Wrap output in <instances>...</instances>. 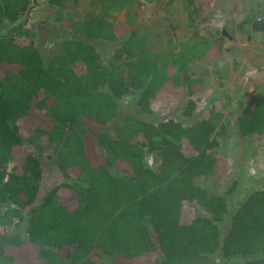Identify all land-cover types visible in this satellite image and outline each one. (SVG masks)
<instances>
[{
  "label": "trees",
  "instance_id": "1",
  "mask_svg": "<svg viewBox=\"0 0 264 264\" xmlns=\"http://www.w3.org/2000/svg\"><path fill=\"white\" fill-rule=\"evenodd\" d=\"M82 1L91 7L83 18L60 14ZM134 1L44 0L70 33L51 55L39 50L32 26L20 28L26 38L0 39V264H264V185L229 211L232 187L210 192L194 181L226 169L213 153L220 114L190 119L206 69L188 74L190 62L219 54L222 36L168 39L153 51L132 25ZM35 6L0 0V27ZM115 13L125 21L111 25ZM252 18L240 27L249 30ZM102 39L117 42L108 60ZM129 94L137 111L120 110ZM174 106L179 116L136 113ZM233 127L239 138H264L256 87ZM35 136L53 146L65 179L37 203L42 166L27 145ZM153 152L154 168L144 160Z\"/></svg>",
  "mask_w": 264,
  "mask_h": 264
},
{
  "label": "rangeland",
  "instance_id": "2",
  "mask_svg": "<svg viewBox=\"0 0 264 264\" xmlns=\"http://www.w3.org/2000/svg\"><path fill=\"white\" fill-rule=\"evenodd\" d=\"M183 1L135 0L128 14L134 17L133 27L149 36L147 46L153 51L163 50L168 39L178 42L189 35L208 39L222 36L218 55L189 63L190 76H198L206 69L202 74V84L192 95L197 98L198 106L190 119L204 117L210 111L214 115L220 114L212 118L218 131L213 153L226 162V169L200 176L194 181L210 192H222L232 187L227 194L230 211L249 191L264 185V138L259 135L239 138L233 127L235 114L249 90L256 87L257 92L264 93V33L243 30L239 24L243 17L250 16L252 20L257 17L264 8V0H192L187 9ZM187 10L191 13V25L187 24ZM90 11L88 3L82 1L77 6L68 3L59 12L62 16L68 12L73 19H81ZM124 21V14L115 13L110 24ZM29 26L35 30L34 41L39 50L46 55L61 52L62 36L70 35L57 17L56 9L47 7L44 0H36V6L15 22H3L0 39L26 38L28 35L20 32V28ZM116 44L100 40L99 46L105 53L102 55L105 60H108L107 54ZM135 97L136 94H129L121 99L120 110L137 111ZM178 107L158 108L148 114L141 111L136 113L149 120H159L179 116ZM27 145L39 156L42 166V177L34 202L37 203L49 188L65 179L57 167L53 146L39 136H35L32 143ZM144 160L146 165L154 168L159 157L153 152L146 154ZM7 229L12 230L13 226L8 225ZM102 259L106 257L102 255Z\"/></svg>",
  "mask_w": 264,
  "mask_h": 264
},
{
  "label": "water",
  "instance_id": "3",
  "mask_svg": "<svg viewBox=\"0 0 264 264\" xmlns=\"http://www.w3.org/2000/svg\"><path fill=\"white\" fill-rule=\"evenodd\" d=\"M249 29L252 32L264 33V8L258 17L250 22Z\"/></svg>",
  "mask_w": 264,
  "mask_h": 264
},
{
  "label": "flooded vegetation",
  "instance_id": "4",
  "mask_svg": "<svg viewBox=\"0 0 264 264\" xmlns=\"http://www.w3.org/2000/svg\"><path fill=\"white\" fill-rule=\"evenodd\" d=\"M257 17H258V16H257ZM255 18H256V17H255ZM255 18H254V19H255ZM254 19H253V20H254ZM251 21H252V20H251ZM251 21H250V22H251ZM250 22H249V24H250ZM248 28H249V27H248ZM249 30H250V29H249Z\"/></svg>",
  "mask_w": 264,
  "mask_h": 264
}]
</instances>
